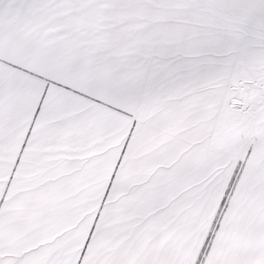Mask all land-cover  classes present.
Here are the masks:
<instances>
[{
  "label": "snow or ice",
  "instance_id": "1",
  "mask_svg": "<svg viewBox=\"0 0 264 264\" xmlns=\"http://www.w3.org/2000/svg\"><path fill=\"white\" fill-rule=\"evenodd\" d=\"M0 264H264V0H0Z\"/></svg>",
  "mask_w": 264,
  "mask_h": 264
}]
</instances>
